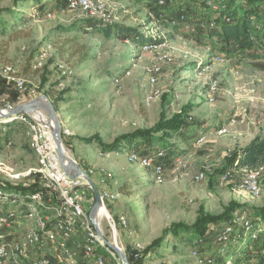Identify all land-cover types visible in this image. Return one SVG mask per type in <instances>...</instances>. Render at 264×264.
Returning a JSON list of instances; mask_svg holds the SVG:
<instances>
[{
  "label": "rangeland",
  "instance_id": "374dc122",
  "mask_svg": "<svg viewBox=\"0 0 264 264\" xmlns=\"http://www.w3.org/2000/svg\"><path fill=\"white\" fill-rule=\"evenodd\" d=\"M161 1L104 0L105 11L91 14L71 11L69 0H0V110L8 113L39 101V112L28 115L54 152L56 143L45 124L58 120L65 154L88 174L92 171L89 176L100 192L115 196L98 212L97 223L134 264H196L194 251L199 260L212 258L217 264H264V235L227 245L217 236L223 224L210 225L203 241L192 233L186 238L164 234L176 223L192 226L202 212L218 216L231 203L244 206L236 212L252 222H264L253 210L264 206V192L259 198L240 192L243 172L228 168L234 154L257 136L264 138V35L257 28L252 33L257 55L238 47L228 50L207 36L225 20L217 13V1ZM258 1L264 6V0ZM166 7L180 12L173 15ZM89 21L99 27H88ZM123 27L135 29L146 44L120 36ZM105 28L114 33L109 37L98 31ZM162 56L165 62L159 61ZM155 65L161 71L152 86L147 70ZM7 66L22 79L23 90L9 79ZM152 91L158 98L147 105ZM162 114L166 119L183 114L184 126L173 138L149 147L145 157L138 155V162L130 160L136 149H102L101 143L152 129ZM8 119H0V189H45L27 127ZM159 152L164 153L158 160L163 170L156 174L155 166L142 162H154ZM227 170H234L233 178L222 183ZM199 175L202 181L196 180ZM82 182L89 216L94 195ZM17 192L25 196L29 190ZM22 215L8 230L17 237L34 228ZM242 232L238 229L237 235ZM49 249L42 253H55Z\"/></svg>",
  "mask_w": 264,
  "mask_h": 264
},
{
  "label": "built area",
  "instance_id": "2783aa9c",
  "mask_svg": "<svg viewBox=\"0 0 264 264\" xmlns=\"http://www.w3.org/2000/svg\"><path fill=\"white\" fill-rule=\"evenodd\" d=\"M160 3L164 2L160 0ZM69 9L99 14L105 11V3L104 0H69ZM172 23L176 24V21ZM146 49H149L148 45ZM166 59V56H162L159 61L165 62ZM5 70L16 87L23 90L24 82L14 77L13 67L7 66ZM160 71V65L148 68L147 75L152 86L156 84ZM157 98L155 91L150 92L146 100L147 105L153 104ZM10 118L5 121H16L27 127L30 146L38 155L39 172L46 179L47 187L29 192L25 196H21L22 194L16 190L0 189V264H123L121 258L100 238L89 219L82 201L81 187L84 185L82 182L84 179H71L65 174L57 153L50 148L40 126L34 122L35 120L32 121L28 114ZM163 155V152H159L154 162L144 159L142 164L155 166L156 174H161L163 167L158 160H161ZM158 157L160 158L157 159ZM130 160L138 162L140 158L134 154ZM262 169L263 167L240 168L243 174L237 189L251 197L259 198L264 192ZM91 174H93L92 171L89 175ZM233 175L234 170H227L221 182H230ZM203 179L204 175L196 177L197 181ZM100 194L102 207L105 208L106 203L115 198L108 191H102ZM49 211L51 216L47 214ZM23 213L22 216L32 222L34 228L27 230L22 237H17L8 230L20 221V215ZM110 225L115 230L113 220ZM123 225L124 227L127 225L125 220ZM218 227H215V230ZM238 229L243 230L241 235H237ZM261 235H264V222L254 223L242 212H236L232 220L223 224L217 232L219 241L227 245L238 241L255 242ZM48 248L53 249L55 253H42ZM191 254L196 264H217L212 258L199 260L195 251ZM260 254L264 256V247L261 248Z\"/></svg>",
  "mask_w": 264,
  "mask_h": 264
},
{
  "label": "trees",
  "instance_id": "16d2710c",
  "mask_svg": "<svg viewBox=\"0 0 264 264\" xmlns=\"http://www.w3.org/2000/svg\"><path fill=\"white\" fill-rule=\"evenodd\" d=\"M143 2L144 0H140ZM217 1V13L225 17L215 29L208 31V38L210 40L218 39L221 44L230 50L232 47H238L246 49L251 56L259 54L252 45V33L259 29V33L264 35V6L263 3L258 0H243L244 6L237 5V1L231 0H213ZM173 15H177L180 12V8L166 7ZM88 27L98 28L99 25L94 21L87 23ZM97 30V29H95ZM102 31L106 36H111L114 33L111 29H98ZM119 32L120 36H126L131 38L134 42L139 44H146L143 37L137 34L138 32L132 28H122ZM261 54V53H260ZM260 56H264L262 53ZM184 126V116L176 115L171 119H166L162 114L159 122L149 130H138L135 133L123 135L118 137L115 142L109 145L101 143V147L106 152H130L136 149L141 154L135 152V154L145 157V154L149 147L163 143L167 139L173 138V136L180 132ZM100 141V140H99ZM143 148V149H142ZM144 150V151H143ZM161 164V163H160ZM264 166V138L257 136L247 147L234 154L229 159L228 168H248L256 169ZM11 187V188H10ZM10 189L6 190H24L29 192L40 190L36 187H20L9 186ZM244 208L236 203H231L225 208L224 213L214 216L206 215L203 212L197 218L196 222L192 226H187L184 223H176L164 231V234H170L176 238H186L183 236L185 233H192L198 240L203 241L209 236V226L226 224L230 222L236 213V211ZM253 210L264 219V206L261 208H253ZM160 244L159 241L152 246L156 247ZM151 248V247H150ZM150 250V249H148ZM147 250V251H148ZM129 264H134L132 257L128 258Z\"/></svg>",
  "mask_w": 264,
  "mask_h": 264
},
{
  "label": "water",
  "instance_id": "95a60500",
  "mask_svg": "<svg viewBox=\"0 0 264 264\" xmlns=\"http://www.w3.org/2000/svg\"><path fill=\"white\" fill-rule=\"evenodd\" d=\"M43 105L39 101L31 102L29 104L23 105L21 107H17L15 109L9 110L8 113H4L0 110V119H6L7 117H15L20 114H37ZM52 119V118H50ZM52 132L53 138L56 143V153L59 158V162L61 165L62 170L65 172L67 176L71 179L82 178L85 180L87 185L92 189L94 195V204L89 212V219L92 222L93 226L95 227L98 235L104 241V243L112 249L122 260L123 264H129L127 256L122 252V250L114 243L108 241L101 229L99 224L97 223V214L98 211L101 209L102 205V198L100 191L96 184L93 182L89 174L84 171L79 164H77L72 158L68 157L65 154L62 144L61 138V127L58 120L55 118L54 122L48 121L45 124Z\"/></svg>",
  "mask_w": 264,
  "mask_h": 264
},
{
  "label": "bare ground",
  "instance_id": "6f19581e",
  "mask_svg": "<svg viewBox=\"0 0 264 264\" xmlns=\"http://www.w3.org/2000/svg\"><path fill=\"white\" fill-rule=\"evenodd\" d=\"M40 120H41V122H43V121H44L43 123H45V118H43V116H41V117H40ZM52 136H53V135H52ZM101 209H102V207H101ZM101 209H100L98 212H100V211H101Z\"/></svg>",
  "mask_w": 264,
  "mask_h": 264
}]
</instances>
